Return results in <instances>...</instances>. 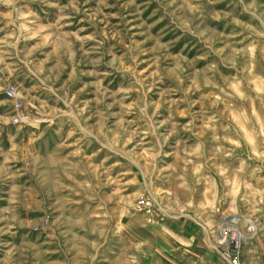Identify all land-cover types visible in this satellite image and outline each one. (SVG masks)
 <instances>
[{
	"label": "rangeland",
	"instance_id": "rangeland-1",
	"mask_svg": "<svg viewBox=\"0 0 264 264\" xmlns=\"http://www.w3.org/2000/svg\"><path fill=\"white\" fill-rule=\"evenodd\" d=\"M0 264H264V0H0Z\"/></svg>",
	"mask_w": 264,
	"mask_h": 264
},
{
	"label": "bare ground",
	"instance_id": "bare-ground-1",
	"mask_svg": "<svg viewBox=\"0 0 264 264\" xmlns=\"http://www.w3.org/2000/svg\"><path fill=\"white\" fill-rule=\"evenodd\" d=\"M237 219H238V218L233 217V218H229L228 220H229V222H237ZM239 226H240V225H239ZM230 227H231V228H237V229H239V230H242V228H243V226H241V227H240L241 229H240V228L238 227V225H236V226H232V225H231ZM243 231L247 232L248 230L246 231L245 229H243Z\"/></svg>",
	"mask_w": 264,
	"mask_h": 264
},
{
	"label": "water",
	"instance_id": "water-1",
	"mask_svg": "<svg viewBox=\"0 0 264 264\" xmlns=\"http://www.w3.org/2000/svg\"><path fill=\"white\" fill-rule=\"evenodd\" d=\"M227 219H228V218H227ZM237 224L240 225V226L245 227V226H246V220H245V218H243V217H238V219H237Z\"/></svg>",
	"mask_w": 264,
	"mask_h": 264
},
{
	"label": "built area",
	"instance_id": "built-area-1",
	"mask_svg": "<svg viewBox=\"0 0 264 264\" xmlns=\"http://www.w3.org/2000/svg\"><path fill=\"white\" fill-rule=\"evenodd\" d=\"M7 94L12 95V91L7 89ZM225 231H226V229H225ZM232 246H233V245H232ZM230 262L235 263V262H236V258H235V257H231V258H230Z\"/></svg>",
	"mask_w": 264,
	"mask_h": 264
}]
</instances>
